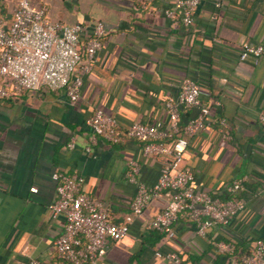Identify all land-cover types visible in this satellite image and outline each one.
Masks as SVG:
<instances>
[{"label":"crops","instance_id":"0c3cea01","mask_svg":"<svg viewBox=\"0 0 264 264\" xmlns=\"http://www.w3.org/2000/svg\"><path fill=\"white\" fill-rule=\"evenodd\" d=\"M30 1L50 19L78 22L85 33L101 20L107 32L90 68L77 69L82 84L74 103L62 90L44 87L0 100V262L68 264L53 248L63 227L62 215H48L53 170L80 174L83 190L102 201L110 221H120L133 194L129 163L137 164L136 177L147 185L156 180L159 164L142 155L141 142L123 135L116 143L98 137L91 153L84 151V119L100 108L115 118L119 131L132 122L165 127L163 102L176 95L184 78L198 84L202 103L218 102L212 113L227 125L223 135L215 123L184 135L181 165L192 169L197 189L219 197H227V184L241 180L236 196L245 209L204 236L184 218L170 233L146 230L141 219L134 220L125 237L109 242L97 264H173L156 257V250L175 251L180 264H227L248 253L255 238H264V0H200L189 26L180 22L174 0ZM165 9L173 16L164 15ZM247 43L263 46L256 63L238 58ZM195 111H182L180 122ZM69 139L72 148L65 146ZM167 195L152 198L144 218ZM217 241L232 243V253L217 252Z\"/></svg>","mask_w":264,"mask_h":264},{"label":"built area","instance_id":"2783aa9c","mask_svg":"<svg viewBox=\"0 0 264 264\" xmlns=\"http://www.w3.org/2000/svg\"><path fill=\"white\" fill-rule=\"evenodd\" d=\"M200 0H174L180 22L189 26L194 9ZM218 6V2H214ZM164 15L173 16V10L165 9ZM107 28L103 21L96 20L85 33V26L65 23L46 16L44 7H34L30 0H0V100L12 98L27 90L44 87L62 90L70 103L80 95L81 74L87 71L101 47V38ZM263 53L260 43H247L238 54L240 60L251 58L253 63ZM84 63L82 64L81 62ZM218 102L211 105L200 100L198 84L190 78L181 80L178 92L163 102L166 126L159 123L132 122L123 131L117 129L114 117L100 108H95L84 119L88 129L84 151L91 153V145L100 137L116 143L123 135L141 142V153L155 159L158 164L156 180L147 185L137 179L138 166L129 163L126 177L133 186L128 203V212L118 222L108 219V209L99 199L87 194L82 186L83 177L78 173L53 170V199L48 204V215L63 217L62 231L54 238L56 257L68 264H97L111 241L126 236L134 220H142L143 228L159 233H170L178 218L193 224L196 235L204 236L210 227L226 224L230 218L245 209L243 200L236 196L242 189L241 180H233L224 187L227 197L212 195L194 185L191 168L182 166L187 138L215 123L223 135L226 120L212 113ZM195 109V114L181 123V112ZM74 146L73 139L65 143ZM166 192L162 207L150 218H144V209L152 198ZM215 250L232 253L233 244L225 241L214 243ZM173 264H180V257L169 250L162 254L154 252ZM0 264H7L0 262ZM26 264H38L30 259ZM227 264H264V238H255L251 250Z\"/></svg>","mask_w":264,"mask_h":264},{"label":"trees","instance_id":"16d2710c","mask_svg":"<svg viewBox=\"0 0 264 264\" xmlns=\"http://www.w3.org/2000/svg\"><path fill=\"white\" fill-rule=\"evenodd\" d=\"M150 231H153V232L159 233V232H157V231H155V230H150Z\"/></svg>","mask_w":264,"mask_h":264}]
</instances>
